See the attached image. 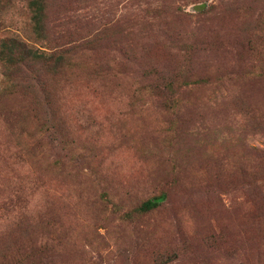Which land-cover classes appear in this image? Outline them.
<instances>
[{
  "label": "rangeland",
  "instance_id": "rangeland-1",
  "mask_svg": "<svg viewBox=\"0 0 264 264\" xmlns=\"http://www.w3.org/2000/svg\"><path fill=\"white\" fill-rule=\"evenodd\" d=\"M12 38L0 264H264V0H0Z\"/></svg>",
  "mask_w": 264,
  "mask_h": 264
},
{
  "label": "trees",
  "instance_id": "trees-1",
  "mask_svg": "<svg viewBox=\"0 0 264 264\" xmlns=\"http://www.w3.org/2000/svg\"><path fill=\"white\" fill-rule=\"evenodd\" d=\"M43 1L44 0H39V3ZM36 13H37V16H39V12H36ZM38 23H40V21H38ZM36 26H35V29L36 30L41 29L39 33L42 34L43 24H38V25L36 24ZM61 54L62 53H60V56ZM26 56H33L35 58H41L42 56H46V54L44 55V53L40 52L38 48L28 45L26 42H24L23 40H19L18 38H12L10 40H6L2 42L1 50H0V58H1L2 63L7 68L9 67L11 68L12 66L18 65L19 60L23 57L24 59H26ZM58 58H61V57H58ZM253 150L255 152L259 151L258 155L260 154L261 151L264 152V150H260V149L257 150L255 148ZM156 204H157V201L153 199H149L146 202V207L147 208L155 207L157 206Z\"/></svg>",
  "mask_w": 264,
  "mask_h": 264
}]
</instances>
